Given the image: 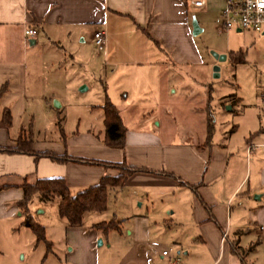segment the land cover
Wrapping results in <instances>:
<instances>
[{"label":"crops","instance_id":"crops-1","mask_svg":"<svg viewBox=\"0 0 264 264\" xmlns=\"http://www.w3.org/2000/svg\"><path fill=\"white\" fill-rule=\"evenodd\" d=\"M222 7L223 0H205L199 9L190 8L187 0H0V87L5 88L0 108H6L10 116L8 129H0V147H13L20 132L22 137L29 134L33 153L123 164L144 171L132 173L120 188L108 190L105 209L83 213L79 226L70 227L57 216V198L48 200L55 204L56 214L50 222H40L49 243L43 259L46 264H165L158 255L165 248L174 250L171 252L180 264H264L258 255L264 246V37L242 31L262 41V79L259 93L246 105L250 109L239 111V122L229 130L215 132L200 112L195 117L200 126L193 138L178 140L171 137L166 120L168 129L161 131L157 122L153 126V118L141 117L135 127H126L118 114L123 127L121 149L103 145L102 114L101 129L95 132L87 129L56 139H38L32 133L38 107L47 112L46 105L40 106L45 101L38 76L42 67L58 68L64 54H73L92 67L99 58L104 77L112 80L120 78L123 73L119 70L126 66L158 70L194 66L200 58L192 43L190 19H195L197 33L208 24L218 29ZM23 28L33 29L34 36L24 39ZM96 31L105 33L100 52L91 42ZM238 63H243L242 58ZM141 75L140 81L145 83L149 75ZM122 94L121 99L126 97ZM104 101L109 102L105 95L93 108L100 109ZM40 127L42 132L48 129ZM56 129L61 132L60 126V131ZM117 174L99 165L0 153V221L13 228L9 218H23L15 205L21 198L23 178H60L69 195H74ZM32 197L27 215L39 223L37 215H44L41 206L48 201ZM117 197L124 215L113 204ZM137 200L138 207L144 205L142 214L133 212ZM153 204L157 206L153 208ZM149 212L159 216L149 217ZM99 213H108L119 231L103 234L91 228L105 222L96 221ZM125 222L128 229L121 239ZM107 234L119 237L107 240ZM96 240L108 252L99 253ZM116 244L121 249L113 254ZM19 252V260L9 257L0 264H44L38 253Z\"/></svg>","mask_w":264,"mask_h":264},{"label":"rangeland","instance_id":"rangeland-1","mask_svg":"<svg viewBox=\"0 0 264 264\" xmlns=\"http://www.w3.org/2000/svg\"><path fill=\"white\" fill-rule=\"evenodd\" d=\"M192 19L195 21L193 17L190 20ZM249 37L258 41L253 43ZM258 38L242 31L234 33V29L230 32H218L212 24H208L203 31L192 36L193 46L200 58L198 64L190 67H164L159 70L126 66L119 70L123 75L120 78L115 76L112 80L104 77V71L98 63L99 58L96 66L92 67L73 54H64V62H60L58 68L45 66L38 70L39 79L43 82L41 94L45 98V101L40 102V106L46 105L47 112L43 111V107H38L37 118H34L33 136L38 139H56L63 134L68 138L75 132L84 133L87 129L95 132L101 129V111L93 107L102 102L103 95L116 107L126 127H135L141 117L147 121L153 118V126L157 122V129L161 131L168 129L164 124L166 120L173 139H191L200 126L195 120L196 114L202 112L203 118L211 121L210 125L215 132L221 129L229 130L239 122V111L245 108L249 110L246 105H250L259 93L258 87L261 86L262 79V59L259 58L262 53V41ZM214 54L223 55L225 59L218 61ZM241 58L243 63L239 64ZM213 68H216V78L212 77ZM141 71L149 75L145 83L140 81L143 76ZM121 94L126 97L119 98ZM51 96L54 98L50 99ZM200 98L206 103V111ZM237 99H240V102ZM57 118H60L61 132H58L54 125ZM41 125L48 129L42 132ZM119 201L120 197H117L113 204L117 211L121 212ZM138 201L132 208L134 214L144 212V205L138 207ZM156 206L153 204L152 207ZM41 208L44 215H37L39 223L35 222L42 227L40 222H50L51 216L56 213L52 201L43 204ZM99 214L96 215V218L99 216L96 221H109L108 213ZM124 214L121 212L119 215ZM148 214L149 217L159 216L157 213ZM9 221L10 227L13 228L5 227V222L0 221V263L7 261L9 257L19 260V251L24 249L33 255L38 253L39 262L46 264L43 259L48 252L44 244L35 243L32 233L22 229L19 224L22 218L12 216ZM126 228L128 229V225L125 222L120 229L121 239H124ZM105 236L107 240H112L114 236L119 237L113 234ZM55 238L54 231L53 239ZM155 242L157 247H161L160 240ZM103 246H96L99 253L108 252ZM112 249L115 254L120 251L121 245L116 244ZM261 249L258 255L264 258V246ZM171 251L174 252L172 248L169 253L173 254Z\"/></svg>","mask_w":264,"mask_h":264},{"label":"trees","instance_id":"trees-1","mask_svg":"<svg viewBox=\"0 0 264 264\" xmlns=\"http://www.w3.org/2000/svg\"><path fill=\"white\" fill-rule=\"evenodd\" d=\"M4 91L5 88L0 87V98ZM100 110L102 114L103 145L109 148L121 149L123 144V127L115 107L111 103L104 101ZM9 124L10 116L8 110L0 108V129L7 130ZM55 125L60 131V118L56 119ZM0 153L27 155L35 158L46 157L56 163L71 162L85 165H99L112 168L118 173L117 176L112 178L103 177L96 185L78 191L74 195H69L65 183L60 178L32 179L31 181H26L23 178L21 180V198L15 203L18 212L23 216L21 226L32 233L35 243H43L47 251H49V243L44 239L43 228L32 217L27 215V203L32 196H36L39 201L43 202L54 197L57 198V216L63 219L68 226L75 227L79 226L83 213L102 212L105 209L108 190L120 188L126 177L132 173L144 172L143 170L127 168L123 164H106L70 158L65 155L56 157L51 154L33 153L29 134L26 137H22L20 132L15 139V145L13 147H0ZM177 183L181 184V182ZM91 228L98 229L103 234L109 230L119 231L118 223L113 220L96 223Z\"/></svg>","mask_w":264,"mask_h":264},{"label":"built area","instance_id":"built-area-1","mask_svg":"<svg viewBox=\"0 0 264 264\" xmlns=\"http://www.w3.org/2000/svg\"><path fill=\"white\" fill-rule=\"evenodd\" d=\"M187 3L190 8L199 9L203 7L205 0H187ZM228 29L251 32L264 37V0H223L218 32ZM34 34L33 29H22L24 39L31 38ZM104 37L103 31H96L91 35L92 46L96 52L102 51ZM158 255L165 264H180L179 258L170 254L168 249L160 250Z\"/></svg>","mask_w":264,"mask_h":264},{"label":"water","instance_id":"water-1","mask_svg":"<svg viewBox=\"0 0 264 264\" xmlns=\"http://www.w3.org/2000/svg\"><path fill=\"white\" fill-rule=\"evenodd\" d=\"M190 24H191V34L195 35L198 32L197 26L195 24V21L192 19ZM236 31H238V30H236ZM213 56H214V58H217L218 61H223L224 60V56H222V55L217 56V55L214 54ZM215 70H216V68L212 69V71H213L212 77H214V78L217 77V74L215 73ZM95 244H96V246H99L100 245V240H96Z\"/></svg>","mask_w":264,"mask_h":264}]
</instances>
